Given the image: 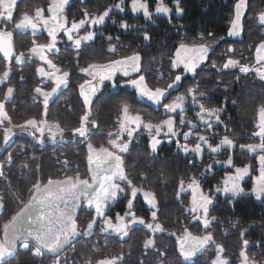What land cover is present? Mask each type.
<instances>
[{
  "label": "snow or ice",
  "instance_id": "6c2138e0",
  "mask_svg": "<svg viewBox=\"0 0 264 264\" xmlns=\"http://www.w3.org/2000/svg\"><path fill=\"white\" fill-rule=\"evenodd\" d=\"M70 2L71 0H47L46 13L43 8L36 7L34 14L25 11L19 20H16L14 9L17 0H0V24H14V30L0 29V53L3 54L4 60L10 61L14 58L16 64H22L25 60L38 58L47 65V70L44 67H37L36 74L42 78V82H51L50 90L45 91L37 86L33 96L34 99L43 98L45 116L50 102L70 86V72L50 58L60 51L58 44L63 42V38L70 43L77 57L76 68L83 74L81 77L83 82L78 84L83 111L79 117V125L73 128H66L59 121L38 120L34 117L27 119L23 124H13L6 111V102L13 98L15 89L14 86H8L0 99L2 145H8L15 135L13 129L19 128L22 132L32 135L40 144L45 143V132L48 133L47 139L55 142L57 137L60 140L65 139V133L70 131L73 138L80 137L86 142L87 149L86 172L83 175L79 166L73 174L65 171L63 175H49L47 178L37 175L28 187L26 198L13 191L10 182L7 184L6 196L0 197V213L8 212L6 202L8 194H11L12 201L17 203V207L10 218L0 223V264H12L19 249L25 251L31 249L34 256L48 254L52 258V264H66V260H62V255L69 248L75 251V244L81 239H90L96 235L97 228L106 239L118 238L125 241V238H130L131 233L140 230L141 226L152 235L143 241L139 264H145L143 257L149 256L152 250H155L157 255L156 264H168L167 253L157 248L154 238L156 233L164 232L176 237V249L179 253L177 259L180 260V264H195L194 257L211 249H214L215 255L211 258L210 264H231L230 259L224 255L225 246L218 243L213 235V229L216 227L214 222L219 221V217L212 215L211 211L220 197L225 198L224 203L233 204L238 197L251 195L264 203V102L256 107L255 130L252 132V137L259 138V142L239 144L241 150L252 154L255 165L249 163L237 166L232 155V150L237 144L236 139L227 134L220 136L219 133L213 132V129L221 124L225 126V133L228 131L223 116L229 97L225 95L223 102L209 106L212 98L198 85L189 86L186 91L176 95L173 93L179 92L189 76L195 78L198 69L207 66L206 61L210 59V53L214 51L215 45L229 37L242 35L248 0H235L226 36L216 38L209 32L207 36L212 39H208L201 32L190 43L185 36L180 37L174 54L168 56L169 77L163 87L153 86L148 82L140 51L133 50L129 55L117 58L120 36L105 35L101 29L106 26L108 20H111L116 28L124 30V34L135 32L137 36L142 35L144 42H150L152 37L149 35V24H154L157 17H170L173 12L177 17L183 15L184 7L181 0H171L172 6L166 0H155L154 8L151 0H131L130 5L127 4V0H113V3L102 12L90 13L84 9L82 18L73 17L69 20L66 8ZM81 2L83 3V0ZM128 7L133 17L138 19L140 14L143 15L145 21L143 26L139 23H129L123 16L119 17V22L113 18L117 13H126ZM256 21L264 26V10L256 13ZM171 22L169 19V23ZM14 31L31 32L33 39L27 54L14 53ZM44 33L47 34V42L38 43V39L44 38ZM97 37L107 41V48L103 49L101 54L106 51L113 56L105 57L103 60H92L81 66L79 58L87 48L92 47ZM222 55L225 57L222 61L211 60V67L217 72L238 69V73L245 77L254 73L256 79L264 81V40L255 47L254 62L243 63L242 59L249 58L244 57L243 53L237 56L236 49L231 46L227 47ZM10 70L9 68L0 73V85L7 82ZM149 70L153 72L154 81L158 85L159 81L164 79L163 60L159 65L150 66ZM240 78V75H236L237 81ZM23 79L21 76V80ZM109 85L112 89L127 87L134 90V100L147 101L157 109L162 108L163 116L146 118L144 112L135 107L133 102L122 99L116 108L115 130L109 129L106 143L96 146L90 139L92 129L98 127V121L93 117V106L102 102L103 91ZM228 87L225 85V92L228 91ZM237 102L236 99L231 100L233 105ZM189 106L195 113L193 117L186 115ZM37 132L40 133L39 137L35 136ZM142 135L147 136L146 154L152 157L162 152L164 145L174 144L175 150L188 158L187 165L199 168L197 161L203 163L205 155H212V162L205 165L202 170L197 173L189 172L187 176L181 175L175 190L176 199L181 202L184 212L191 213L189 223L195 222L193 226L197 229H201L202 226L201 234L193 233L187 225L183 226L179 233L168 231L158 220L160 209L157 195L151 188L144 187L147 173L143 171L140 173L139 183L129 174L125 154L130 152L132 142ZM225 152L228 153L226 159L216 158ZM13 163L14 156L9 153L6 160L0 163V178L8 179L4 165L11 166ZM64 164L67 169L68 162L64 161ZM215 166L224 169V176L217 183L205 187L210 176L216 172ZM22 167L28 168L29 165L24 164ZM247 180H251L250 191H246ZM164 182L167 183L166 180ZM189 193V203L184 205L183 199ZM120 205L122 211H116L113 216V209ZM144 205H147L146 209ZM78 211L85 213L84 224L78 223ZM140 212L148 213L150 219ZM229 224L232 228L238 226L237 221H229ZM248 231V228H244L239 233L241 241L239 264H257L247 254L250 246V241L246 238ZM224 234L227 235V229H224ZM256 243L264 247V242ZM100 251L97 244L92 245V253ZM83 264H126V261L121 252L119 255H104L102 258H93L89 255L83 260Z\"/></svg>",
  "mask_w": 264,
  "mask_h": 264
},
{
  "label": "trees",
  "instance_id": "16d2710c",
  "mask_svg": "<svg viewBox=\"0 0 264 264\" xmlns=\"http://www.w3.org/2000/svg\"><path fill=\"white\" fill-rule=\"evenodd\" d=\"M46 0H22L19 7L36 8ZM131 0H128L130 5ZM171 5V0H166ZM113 3V0H86L84 8L90 13L102 12L106 7ZM154 8L155 0H151ZM184 7L183 15L177 17L174 12L170 17L156 18L154 24H149V35L152 37L150 42H144L142 35L137 36L135 32L128 34V53L133 50L140 51L142 63L145 68V75L148 82L153 86H165L168 82L169 72L167 66L170 63L168 56L174 54L180 37L183 35L187 38V42H192L199 33H203L208 39L207 34L213 33L216 38L226 36V30L229 26V20L233 13V5L235 0H181ZM174 7V6H173ZM264 10V0H248V8L243 19L244 31L240 37L227 38L221 40L214 46V51L210 53V59L207 66L198 69V75L193 78L189 76L179 92L186 91L187 87L198 85L203 91H207L211 99L209 106H215L224 101L225 95L229 97L226 104V113L223 118L227 125V133L223 124L213 129L214 133L220 136L225 134L234 137L237 141L236 147L239 148L240 143H248L253 141L252 132L255 130L254 121L256 118V107L264 102V82L259 81L253 74L244 76L239 74L237 69L217 72L211 67V60L222 61L225 57L222 55L227 47L231 46L236 49L239 56L243 53L244 57L251 59L252 52L258 43L264 40V26L256 21V13ZM171 19V23H169ZM128 22L139 23L141 26L145 24L141 17L138 19L133 17L130 7H128ZM183 27H180V26ZM143 30V29H141ZM23 42L16 41V50L21 51L25 48ZM146 45V46H145ZM86 63L92 61L93 54L87 51L84 55ZM243 60V63H248ZM163 60L164 79L159 81L157 85L154 81V74L149 70L150 66H156ZM37 64V63H36ZM10 70V78L5 83L4 88L0 90V97L8 86H14L13 98L6 103V111L10 116L13 124H23L29 118L47 119L49 121H59L66 128H73L79 125V117L82 114L83 102L78 97V81L76 85H71L68 94L54 101L48 109L47 115L43 116L44 108L40 97L34 99V89L39 85L36 82V66L26 64L22 68H18L11 64L8 66L0 58V73ZM236 75H240L239 81ZM23 76V80H21ZM217 81H220L217 83ZM231 82V83H229ZM225 85H228V91L225 92ZM215 89V91H213ZM134 90L118 91L115 93L104 92L100 103L93 106V117L98 121V127L92 129L90 134L91 142L99 146L106 143L107 132L109 129L115 130L114 118L116 108L122 99H128L134 103V106L140 108L146 118L163 116V109H154V107L145 101L134 100ZM66 99V102L65 100ZM171 99V97H169ZM232 99L238 102L236 105L231 103ZM231 117V119H229ZM36 137L40 133H35ZM48 133L45 132V143H37L36 139L31 136L17 137L19 142L18 148L10 153L14 156V163L9 166L4 165L8 179L0 178V197L6 196V187L10 182L13 191L27 196V190L33 178L37 175L47 178L49 175H63L65 171L73 174L77 166L83 175L86 172V147L85 141L80 137L73 138L71 132L65 133V139L50 144L47 139ZM239 150V149H236ZM147 141L145 139L134 140L130 146V152L125 154L127 170L137 183L141 181L140 173L146 172L147 178L144 181L145 188H151L158 197V220L168 231H176L179 233L182 227L187 225L189 229L196 234H201V229L189 223L184 216L183 207L175 203V190L181 175L187 176L191 172V166L187 165V160L172 155L171 151H163L162 154L155 157L149 156ZM247 155L241 153L236 162L247 161ZM7 158V157H6ZM5 158V160H6ZM4 160V161H5ZM64 161L68 162L67 169ZM29 165L28 168L22 165ZM10 168V171H9ZM39 169V171H37ZM163 173V177H162ZM167 181L165 183L164 181ZM8 204V212L0 213V223L10 218V215L16 210L17 203L12 201L11 194L6 197ZM183 203L186 201L183 199ZM181 209V210H179ZM86 211V210H85ZM212 215L219 217V221L214 222L216 227L213 229V235L218 243L225 246L224 255L227 256L231 264H239L240 251V230L248 228L246 238L250 241L247 254L254 259L257 264L264 263V247L257 245V241L264 238V203L253 200L251 197L238 198L233 204H227L219 201L215 208L211 211ZM78 223L84 224L86 216L84 212L79 211ZM229 221H237L238 226L232 228ZM222 222V223H221ZM252 227L249 228V226ZM227 229V235L224 234ZM148 233L143 229L131 233L130 238L120 241L113 238L106 239L104 235L96 229V235L90 239H81L75 244V251L69 248L63 255L62 260H66V264H83V260L89 255L93 258H102L104 255H119L121 252L125 256L126 264H139L142 258L143 241L147 238ZM157 248L163 249L166 253L168 264H180L177 259L179 253L176 249V237L169 236L167 232L155 238ZM97 244L101 249L98 253H92L91 247ZM107 245V247H105ZM123 245V247H121ZM215 255L214 249L199 254L195 260V264H210V259ZM145 264H156L157 255L155 250L150 255L143 257ZM52 258L44 255L34 256L32 250L27 251L19 249L17 255L12 260V264H51Z\"/></svg>",
  "mask_w": 264,
  "mask_h": 264
},
{
  "label": "flooded vegetation",
  "instance_id": "af4514ba",
  "mask_svg": "<svg viewBox=\"0 0 264 264\" xmlns=\"http://www.w3.org/2000/svg\"><path fill=\"white\" fill-rule=\"evenodd\" d=\"M21 1L22 0H17V4H16L15 9H14V18L16 20H19V18L21 17L22 13L25 12V11H28L31 14H34V9L35 8H27V7H23V6H21V8H20L19 4H20ZM84 1H86V0H83V3L81 2V0H71L70 5L67 6V8H66V12H67V15L69 17V20H71V18H73V17H75L77 19L82 18L83 10L85 9L84 8ZM127 4H128V0H127ZM47 6H48V4H47V0H46L39 7L43 8L45 10V13H46ZM110 15H112V14L110 13ZM120 16H123L125 19L128 20V8L126 9V13H117V15L115 17H113V18L117 19V21L119 22V17ZM0 29L14 30V24H11V23H9L7 25L0 24ZM101 30L104 31L105 35H112L114 37L117 36V35L120 36V43H119V46H118V53L116 54L117 58L119 56H124V55H126L128 53V34H124V30L116 28L111 23V20H108L106 22V26H104ZM43 37H44L43 39H38L37 42L38 43H46L47 42V34L44 33ZM32 39H33V37L31 35L30 31H28L26 33H18L16 31H14V35H13V50H14V53L16 55H18L20 52H25L27 54L28 48L31 47ZM16 41L23 42L24 43L23 45L25 46V48L23 50H21V51H17L16 50ZM58 47H59L60 51L58 53H56L55 55L50 56V58L53 59V62L56 63L58 66L62 67L65 70H68L70 72V86L71 85H76V82H75L76 80L78 81V84L83 82V80L81 78L83 74L79 73L78 69L76 68L77 57H76L75 52H73V50H72V48L70 46V43L67 41L66 38H63V42L58 44ZM106 48H107V41L104 40L101 37H97V39L93 42L92 47L87 48V50L79 58L80 65L81 66H85L86 65V61L87 60L84 59V55H85V53L87 51H89L91 53H95L93 55V59L92 60H103L105 57L113 56L112 53H107L106 51L103 52V55L101 54L102 50L106 49ZM0 58L8 66L13 64L14 66H16L18 68H22L23 66L28 64V65H35L36 68L37 67H44L47 70V65L43 64L42 62H40L37 58H33L32 60H25V62L22 63V64H16L14 58L11 61H9V62L5 61L1 57V55H0ZM9 78H10V75H9ZM35 79H36V82L37 81L39 82V85H40V87H42L43 90H45V91L50 90V88H49V85L51 83L50 81H43L42 82V78L40 76H38V75H37V78H35ZM4 85H0V90H2L4 88ZM70 86L67 89H64L61 93H59L54 98V101H56L57 99H59L61 97H65L66 94H68V90H69ZM128 89L132 91V89L127 88V87L112 89L111 86L109 85V87L106 90H104L103 93L104 92L115 93V92H118V91H125L126 93H128ZM78 97L82 101V99L79 96V88H78ZM40 98H41V100L43 99L42 97H40ZM0 99H2V97H0ZM64 100L66 102V99H64ZM54 101L50 102V105ZM145 102L149 103L147 101H145ZM194 114L195 113L191 110V107L189 106V110L187 111L186 115H188L189 117H193ZM43 116H45L44 113H43ZM4 123H5V125H7V121H5ZM184 130H187V129H184ZM13 132L15 133V135H13L12 140L10 141V143L8 145H2L3 126H0V163L4 162L5 158L7 157V155L11 151H13V150L18 148L19 142L17 141V137H19V136L25 137V136L29 135L26 132H22L19 128H14ZM29 136H31V135H29ZM58 140H59V137H57L56 141H58ZM145 140L147 141V138H145ZM56 141L53 142V141H49L48 140V142L50 144H52V145L55 144ZM253 141L258 143L259 142V138H254L253 137ZM215 142H217V141H213V143H215ZM163 147H164L163 151H165V152L167 150L171 151L172 155L176 156L175 158L181 157V158H183L185 160L188 159V158H186L184 156V154L182 152H177L175 150V145L174 144L173 145H164ZM236 149H239V150H236ZM162 152H159L157 155H159V154L161 155ZM241 153H244L245 155L248 156L247 160H246L247 162L244 163V164L251 163V164L255 165V159L252 157V154L247 153L246 150H241L240 148H234L232 150V155H233V158H234V163L237 166H243L244 165L243 162H242V159H241V162H236L237 158H235V155L239 156ZM227 155H228V153L225 152L223 155L217 156L216 158L217 159H226ZM212 158H213L212 155H205L203 157V163H200V161H197V164L199 165V168H191V172L192 173H197L198 171L202 170L205 165H207L208 163L212 162ZM215 167H216V172L213 174V176H210L209 181L206 183L205 187H208L211 184H215V183H217L219 180H221L223 178L224 169L222 167H220V166H215ZM245 187H246V191H250L251 190V187H252L251 180H247V183H246ZM242 197H245V196H241L239 198H242ZM250 197L253 200H256L254 196H251V195L246 196V198H250ZM224 199H225L224 197H220L219 201L223 202ZM184 200L186 201V203L185 204L183 203V204L187 205L189 203V200H190V193L187 194L184 197ZM140 201H141V204H142V202H143V198L142 197L140 198ZM175 203H177V205L181 204V202L177 201V199L175 200ZM143 207L146 209L147 205H144ZM179 210H181V209H179ZM116 211H122V205L117 206L116 208L113 209V212H112L113 216L115 215ZM183 213H184V216L188 220L191 219V213H185L184 209H183ZM140 214L141 215H145V216L148 217V219H150V216L148 215V213L140 212ZM193 223H195V222H193ZM201 228H202V226H201ZM140 229H143L145 232H147L149 236L152 235V233H149L148 230L144 229L142 226L140 227ZM162 234L163 233H156L154 238H156V237H158L159 235H162Z\"/></svg>",
  "mask_w": 264,
  "mask_h": 264
},
{
  "label": "rangeland",
  "instance_id": "374dc122",
  "mask_svg": "<svg viewBox=\"0 0 264 264\" xmlns=\"http://www.w3.org/2000/svg\"><path fill=\"white\" fill-rule=\"evenodd\" d=\"M131 2V1H130ZM139 17H141L142 18V20L144 21V18H143V15L142 14H140L139 15ZM145 22V21H144ZM138 23V22H137ZM240 37V36H239ZM259 44V43H258ZM254 56H255V50L252 52V55H251V59H249V62L248 63H250V62H254ZM206 63H207V61H206ZM238 70V69H237ZM251 74H253L254 76H255V74L254 73H251ZM262 82H264V81H262ZM153 107H154V109H156L157 110V108H156V106H154V105H152ZM145 138H147V136L146 135H142V136H140L139 137V139H137V140H141V139H145ZM132 144H133V142H132ZM130 146H132V145H130ZM246 197V196H245ZM239 198V197H238ZM211 260V259H210ZM47 264H50V263H47ZM51 264H52V261H51ZM264 264V263H263Z\"/></svg>",
  "mask_w": 264,
  "mask_h": 264
},
{
  "label": "water",
  "instance_id": "95a60500",
  "mask_svg": "<svg viewBox=\"0 0 264 264\" xmlns=\"http://www.w3.org/2000/svg\"><path fill=\"white\" fill-rule=\"evenodd\" d=\"M130 11H131V9H130ZM158 18H164V17H158ZM230 39H231V37H229ZM0 55H1V57L3 58V54L2 53H0ZM4 59V58H3ZM38 59V58H37ZM39 60V59H38ZM6 61V60H5ZM11 61V60H10ZM40 61V60H39ZM7 62H9V61H7ZM41 62V61H40ZM87 151V150H86ZM78 214H79V211H78ZM42 255H44V256H46V257H51L50 255H48V254H42ZM194 258H196V257H194Z\"/></svg>",
  "mask_w": 264,
  "mask_h": 264
}]
</instances>
